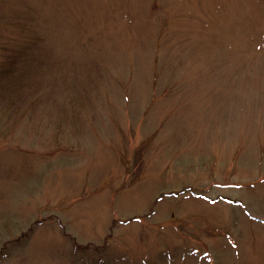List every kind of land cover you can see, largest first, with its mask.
I'll use <instances>...</instances> for the list:
<instances>
[{
  "label": "rangeland",
  "instance_id": "rangeland-1",
  "mask_svg": "<svg viewBox=\"0 0 264 264\" xmlns=\"http://www.w3.org/2000/svg\"><path fill=\"white\" fill-rule=\"evenodd\" d=\"M0 264H264V0H0Z\"/></svg>",
  "mask_w": 264,
  "mask_h": 264
}]
</instances>
